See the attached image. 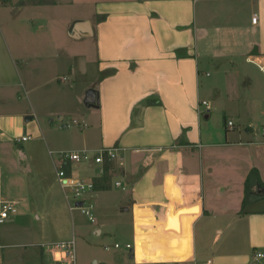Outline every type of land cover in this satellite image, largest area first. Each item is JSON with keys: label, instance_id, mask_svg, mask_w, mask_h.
<instances>
[{"label": "crops", "instance_id": "0c3cea01", "mask_svg": "<svg viewBox=\"0 0 264 264\" xmlns=\"http://www.w3.org/2000/svg\"><path fill=\"white\" fill-rule=\"evenodd\" d=\"M0 1V177L6 167L18 192L0 193V209L11 203L23 205L14 217L29 213L30 190L45 183L50 189L40 216L58 221L63 197L52 190L61 162L50 152L118 146L113 163L67 168L95 184L94 200L101 201L95 213L102 212L95 234L115 215L130 224L126 245L133 247L128 252L133 264H264V197L242 210L249 172L258 170L264 183V139L255 129L258 120L264 123V86L257 87L261 76L264 81V0H221L226 2L221 15L208 12L219 0ZM78 6L89 10L83 14ZM42 9L50 18L23 15ZM37 23L42 29L67 25L68 38L94 41L100 77L94 91L79 87L80 70L71 62L85 60L84 49L76 46L73 53L55 38L37 34ZM21 30L28 31L26 37ZM201 63L226 79L225 89L211 88L209 99L201 92ZM30 66L25 82L21 68ZM16 73L26 93L36 94L34 116L13 110L19 100L11 98L19 88ZM57 80L71 84L61 87ZM88 94L99 102L86 101ZM223 99L227 107L221 108ZM201 101L210 103L205 115L198 112ZM215 103L226 117L225 134L204 121ZM64 117L84 123L67 129ZM44 126L53 135L47 136ZM24 136L30 139L22 141ZM60 187L71 212L66 197L71 191ZM52 243L42 244V254L59 264L47 247Z\"/></svg>", "mask_w": 264, "mask_h": 264}, {"label": "rangeland", "instance_id": "374dc122", "mask_svg": "<svg viewBox=\"0 0 264 264\" xmlns=\"http://www.w3.org/2000/svg\"><path fill=\"white\" fill-rule=\"evenodd\" d=\"M217 1L213 2V4L210 5L209 11H213V13L216 14H223L222 8L225 6V1ZM9 5L11 2H8ZM43 3V2H42ZM246 3V2H245ZM1 4V1H0ZM247 4V3H246ZM4 5V3H3ZM248 5V4H247ZM14 5H10L9 7H12ZM200 7V5H198ZM79 8L80 11L84 14L89 9L87 7ZM42 14H35V13H29V14H23L25 17H36L41 16L42 18L48 19L50 18V13L46 12V9H42ZM249 9H246V12L248 13ZM51 16L53 17V14L51 13ZM73 17V16H72ZM70 17V18H72ZM70 20V19H69ZM68 23V22H67ZM61 27L58 28L57 26L47 25L46 29H42V25L37 23L35 25V31L37 34H43L45 33L46 37L55 38L59 42L63 43L64 45L68 46V48L75 53L74 49L76 46L79 47V49H84L85 52V60L83 57L80 58H74L71 62H76L77 69L80 70V72L76 75L77 83H79V87H85L86 85H89L88 91H94L95 86L98 85L99 80V67L98 63L94 61L96 59L95 55V47L94 41L91 39H85L82 41H76L72 40L67 37V25H60ZM35 32V33H36ZM22 37H26L28 34V31L21 30ZM26 35V36H25ZM30 35V33H29ZM44 35V34H43ZM14 36V32H11V34L8 35V39ZM59 36V37H58ZM0 38L2 36L0 35ZM201 48V47H200ZM73 58V57H71ZM201 70L203 71L201 79V92L202 96L209 99L211 95V88L216 87L219 89H225L226 87V79H224V76L220 75L217 71V69L212 65H207L201 63ZM87 66V69H86ZM22 67V66H21ZM251 70L254 72L257 71V76L259 74V70L254 67L250 66ZM62 68H65L62 66ZM22 71L20 73H31V66L25 70L21 68ZM86 69V70H85ZM85 70V71H84ZM60 74L58 76H65V71H59ZM206 73H209V77H206ZM75 72L72 73L74 76ZM256 74V73H255ZM28 73H26V76L23 75V79L25 82H27ZM14 81L16 84L19 85V88L13 89L14 96H11V98L18 99V103L12 104L13 110H19L24 109L25 111L31 112V116L33 115L32 106L31 104H34L36 94L35 93H26V90L23 87L22 79L20 78L19 73H16L14 75ZM256 80L258 79L255 75ZM70 81L66 82H59L56 81L61 87H65L66 85H70ZM29 83V82H28ZM29 84H25L26 89H29ZM65 85V86H63ZM264 86V81L261 76V82L259 84L260 89H262ZM95 87V88H94ZM54 86L52 87V92H54ZM16 93H20V96ZM40 93V92H39ZM38 93V94H39ZM262 94V95H261ZM262 100H264V93H261ZM258 95V96H259ZM55 97V94H53ZM203 98V97H202ZM91 105V104H90ZM219 105L222 108L223 106L227 107V103H225V100H220ZM215 108L211 110L210 113V120L204 119L205 122H207V126L211 127V130L214 132H222L225 134V114H223L221 111H219L217 104L215 103ZM91 108V107H90ZM28 116V115H27ZM26 116V117H27ZM77 117V116H76ZM75 118V117H72ZM54 121L56 123L59 122L58 125H60V121L56 118H54ZM64 121L72 123L70 120L64 117ZM209 121V122H208ZM262 119L258 120L255 124V129L260 130L262 123ZM33 125L38 124L36 122V118L33 117L32 120ZM241 123V130H244L243 123L244 121H240ZM262 123V124H261ZM57 125V127H58ZM76 128V127H74ZM45 133L47 136L53 135V133H49L47 130H49V127L44 126ZM73 129V128H71ZM40 140V139H39ZM40 144L44 145L42 141H40ZM25 145V144H24ZM32 147V146H31ZM25 148V146H24ZM43 148V147H42ZM34 151L36 149L33 147ZM26 153L28 154V148L24 149ZM54 159L57 161V157L55 156ZM58 162V161H57ZM1 163V162H0ZM28 163V162H27ZM58 165V164H57ZM59 166V165H58ZM0 165V170H1ZM9 174L7 172L6 167L3 170L2 178L0 177L1 185H0V193L2 195L6 194H14L15 196L18 194V192L15 191V187H13V183L10 184L9 180ZM3 182V183H2ZM33 188V187H32ZM35 190H30L31 198H32V204L29 213L22 214V217H14L20 214L21 205L17 206V210L19 213L16 215L12 214L10 216V219L6 221V223L0 225V264H53L52 257L48 254L43 255L42 254V247L43 243H51V242H61L63 240H73L75 239V254L77 257V264H128L131 261L128 260L129 258V249L125 248V245L127 242L131 241L132 237L129 234V225L128 223H122L118 222V216L116 217H110L107 222L104 223V227L102 228V233L99 235L94 233V229L96 227H99L101 224V215L102 212H97L95 215L96 217V223H92L87 216H84L81 211L79 210H73L70 212L67 206V201L64 197V193L62 188L60 187V184L56 182L55 187L52 191L55 192L56 197H63L62 198V206H61V213L58 221H51L47 219H43L40 216V211L47 201V198H45V195L47 194V190L50 189L46 188V185L44 183L43 188L40 186L36 187ZM120 191V190H118ZM116 191V194L118 193ZM70 194V191H68ZM41 193H45L42 197ZM3 198V197H2ZM44 198L46 201L44 202ZM95 205L97 207L99 206L98 201L94 200ZM100 211V208H98ZM16 218V219H15ZM41 218V219H40ZM13 222H9L11 220H14ZM123 230V231H122ZM122 231V232H121ZM120 244L121 248L115 249V244ZM105 246H109L110 248L108 250L105 249ZM132 264L134 262H131Z\"/></svg>", "mask_w": 264, "mask_h": 264}, {"label": "built area", "instance_id": "2783aa9c", "mask_svg": "<svg viewBox=\"0 0 264 264\" xmlns=\"http://www.w3.org/2000/svg\"><path fill=\"white\" fill-rule=\"evenodd\" d=\"M254 24L258 23V16L254 15L252 17ZM260 70L264 73V65L260 66ZM210 110V103L207 101H201L198 105V112L200 115H205ZM84 122L74 121L72 123L65 124L63 127L71 129L77 126H81ZM235 126L234 122L230 120L228 122V128H233ZM261 135L264 139V123L261 126ZM30 137H22V141L29 140ZM121 148L118 146L115 147H105L98 149L96 151L92 150H77V151H58L50 152V156H56L60 160L61 164L56 165V178L61 184L63 189L70 190V196L66 194L67 199L69 200V206L71 211L80 210L84 216H87L92 223H96V205L94 202V192L95 184L91 179H86L82 177H76L73 171L68 172V167L78 168L80 165L84 164H94L104 166L106 163H113L118 159V155ZM103 173V170H101ZM117 186H120L121 183L117 182ZM82 203L81 206H77L79 203ZM17 212L16 206L11 203H4L0 209V225L5 223L11 214ZM50 247V252L54 256V260L59 264H77V257L75 254V239L73 240H63L61 242L52 243L47 246ZM121 245L115 244L114 248L118 249ZM126 249L131 250L133 247L130 244H127ZM110 247L105 246V249L108 250ZM262 256V255H259Z\"/></svg>", "mask_w": 264, "mask_h": 264}, {"label": "trees", "instance_id": "16d2710c", "mask_svg": "<svg viewBox=\"0 0 264 264\" xmlns=\"http://www.w3.org/2000/svg\"><path fill=\"white\" fill-rule=\"evenodd\" d=\"M152 103L150 101L147 102V104H152ZM105 170H107V168ZM249 173H250L249 177L245 183L246 194L243 201L242 210L245 209L248 205H250V203L258 201L259 199L264 197V195H260L258 192L259 190L264 191V183L261 180L260 173L256 169L251 170ZM104 181L105 182L109 181V178L108 177L104 178ZM142 250L145 251L143 247Z\"/></svg>", "mask_w": 264, "mask_h": 264}, {"label": "water", "instance_id": "95a60500", "mask_svg": "<svg viewBox=\"0 0 264 264\" xmlns=\"http://www.w3.org/2000/svg\"><path fill=\"white\" fill-rule=\"evenodd\" d=\"M96 99H97L96 94H88L86 101H88L91 104H94ZM97 102H99L98 99H97ZM26 121H29V118H27ZM81 205L82 203L80 202L77 206L79 207Z\"/></svg>", "mask_w": 264, "mask_h": 264}]
</instances>
